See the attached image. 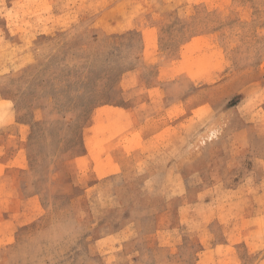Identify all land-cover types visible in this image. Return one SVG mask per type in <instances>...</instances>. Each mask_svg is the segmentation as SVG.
Returning a JSON list of instances; mask_svg holds the SVG:
<instances>
[{
  "label": "rangeland",
  "instance_id": "obj_1",
  "mask_svg": "<svg viewBox=\"0 0 264 264\" xmlns=\"http://www.w3.org/2000/svg\"><path fill=\"white\" fill-rule=\"evenodd\" d=\"M0 264H264V0H0Z\"/></svg>",
  "mask_w": 264,
  "mask_h": 264
}]
</instances>
